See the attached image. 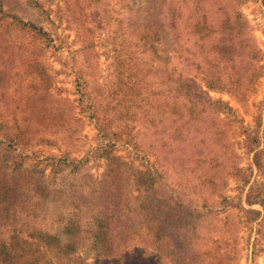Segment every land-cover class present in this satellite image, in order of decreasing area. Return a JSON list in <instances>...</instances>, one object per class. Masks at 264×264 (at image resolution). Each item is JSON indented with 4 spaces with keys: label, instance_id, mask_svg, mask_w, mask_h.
<instances>
[{
    "label": "trees",
    "instance_id": "trees-1",
    "mask_svg": "<svg viewBox=\"0 0 264 264\" xmlns=\"http://www.w3.org/2000/svg\"><path fill=\"white\" fill-rule=\"evenodd\" d=\"M56 1L62 0H0L7 23L3 32L10 27L29 31L49 45V34L25 21L24 15L37 10L42 16L44 6ZM123 1L128 9L124 11L126 33L156 60L172 61L162 71L165 89L162 85L147 88L145 97L141 86L130 79L126 91L122 90L126 104L109 103L103 109L106 113L119 107L120 120L138 124L140 143L123 140L111 131L99 114L102 105L85 90L80 76L75 106L50 95L49 68L29 60L38 80L47 84L35 102L25 105L30 117L25 116L23 124L13 117V124L0 119V146L23 157L30 153L19 152L21 147L39 142L49 131L73 140L83 125L79 113L96 125L95 157L111 158L129 144L141 168L113 161L109 166L113 168L97 180L83 171L87 159L46 156L42 158L46 165L62 175L63 185L54 188L42 177L25 173L17 175L18 180L10 179L13 175L0 166V224L12 219L18 195L28 197L18 204L39 208L56 200L70 212L60 216L55 233L37 230L32 236L54 253L58 264H237L240 229L260 223L264 216V182L254 177L255 172L264 174V130L261 116L253 127L242 125L246 154L252 156V162L243 166L221 118L231 114L232 107L211 93L227 94L244 105L264 77V52L240 9L241 4L257 0L226 4L220 0H145L135 8L133 0ZM97 24L103 25L102 19ZM10 56L2 58L0 85L12 66ZM123 74L119 73L120 79ZM150 156L157 165L149 161ZM168 171L173 183L168 181ZM230 179L237 184L235 196L226 194ZM132 186L141 193L134 196ZM216 197L217 205L210 201ZM82 252L91 256L90 262L80 257ZM0 264L48 261L39 246L26 250L13 234L10 242L0 240Z\"/></svg>",
    "mask_w": 264,
    "mask_h": 264
},
{
    "label": "rangeland",
    "instance_id": "rangeland-1",
    "mask_svg": "<svg viewBox=\"0 0 264 264\" xmlns=\"http://www.w3.org/2000/svg\"><path fill=\"white\" fill-rule=\"evenodd\" d=\"M133 1L134 8L145 4L143 3L145 0ZM220 1L225 4L232 3V0ZM240 9L248 19L255 38L264 52V0L248 1L241 4ZM127 10L124 9L123 0H68L66 3L63 0L56 1L44 6L45 13L42 16H39L37 10H29L30 15H24V20L41 26L52 40L49 45L44 39L29 31L10 27L8 32L4 33L3 28L7 23L0 12V31H2L0 32V67H3L2 58L12 55L9 57L12 66L7 69L5 81L0 85V119L13 124V117L23 124L24 117H30L24 108L25 105L28 102H35L34 97L47 84V81L42 84L38 80L32 71L33 67L28 63L29 60H36L35 62L46 64L49 68L50 95L57 99L69 100L76 106L79 99L77 77L80 76L85 90L93 93L98 103L102 105L99 114L106 120V125H111V131L118 133L123 140L140 143L142 130L138 124L120 120L119 107L117 111L107 109L106 113L103 109L109 103L120 107L126 104L122 90H125L126 83L130 79L141 86L142 93H146L145 97L148 94L147 88L155 89L162 85L161 87L165 89L162 71L165 67L170 68L172 61H167L168 58L158 61L150 52L146 53L140 45H136V38L128 35L125 30L124 11ZM97 15L102 18H97ZM101 19L103 25H98L97 21L100 23ZM131 52L133 53L130 54ZM127 54L132 55L134 60ZM136 60L137 68L134 67ZM143 68L146 72L150 71L147 76L146 72L139 70ZM119 73H124L123 78H119ZM141 79L144 80L140 82ZM211 96L232 107V113L224 114L221 118L226 125L229 142L241 156L243 166L246 167L252 162V156L246 154L242 125L253 127L257 118L261 116L262 131L264 130V77L257 84L255 93L244 105H240L227 94L211 93ZM78 115L83 120V125L73 140L49 131L43 139H38L39 142L21 147L22 150L19 152L24 150L23 153H30L23 157L11 151L7 152L1 145V169H7L6 173L13 175L8 176L10 179L18 180L16 176L25 173L29 174L28 177H42L51 187L61 188L62 175L60 172H54L50 165H46L42 160L43 157H60L68 154L74 159H87L86 170L83 171L97 180L101 179L109 168H113L109 167L113 161L128 163L133 169L141 168L139 161L131 155L129 144L117 150L112 159L95 157L92 150L96 146V125L85 115L79 113ZM149 161L158 164L154 156H150ZM168 175H170L167 177L168 181L173 183L171 171H168ZM254 177L264 182V174L255 172ZM130 188L134 196L141 193L136 186ZM236 188L235 180L230 179L226 194L235 196ZM142 191L144 192L143 189ZM128 194L131 195V192ZM26 198L28 197L18 195L10 213L12 219L8 223L0 224V240L10 242L12 235L17 234L22 248L28 250L39 246L45 252L48 264H58L54 253L32 235L37 230L55 233L60 216L69 213L70 209H65V206L56 200L48 201L43 207L41 206L42 208L18 204L20 199ZM210 201L217 205L219 198H211ZM18 207L22 209H17ZM245 207L249 208L247 205ZM253 208L262 210L260 206ZM239 251L237 264H264V216L260 223L240 229ZM80 257L91 261V256L87 253H80Z\"/></svg>",
    "mask_w": 264,
    "mask_h": 264
}]
</instances>
